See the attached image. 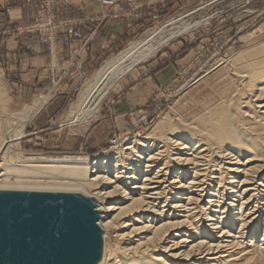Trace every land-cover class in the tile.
<instances>
[{
  "label": "bare ground",
  "instance_id": "1",
  "mask_svg": "<svg viewBox=\"0 0 264 264\" xmlns=\"http://www.w3.org/2000/svg\"><path fill=\"white\" fill-rule=\"evenodd\" d=\"M183 16L108 59L80 91L65 124L94 120L99 103L116 82L169 41L206 21L205 16L198 21ZM224 63L229 84L217 92L218 100L203 102L189 119L163 117L158 124L165 127L141 132L123 148L111 147L92 162L14 164L10 150L25 136L9 129L24 128L47 97L13 113L9 123L0 117V192L92 198L101 234L95 264H236L242 256L247 264H264V233L262 245L253 243L261 221L264 226V43ZM241 155L247 160L239 166ZM255 161L258 164L250 166ZM31 177L49 181L42 184ZM144 216L147 225L137 229L146 234L143 240L120 246L116 231L128 223L117 221L136 217L130 221L137 222ZM109 238L116 242L109 243ZM152 251L164 257L152 256Z\"/></svg>",
  "mask_w": 264,
  "mask_h": 264
},
{
  "label": "rangeland",
  "instance_id": "2",
  "mask_svg": "<svg viewBox=\"0 0 264 264\" xmlns=\"http://www.w3.org/2000/svg\"><path fill=\"white\" fill-rule=\"evenodd\" d=\"M20 1L25 7L23 17L17 22H10L6 11L12 5V0H0V117L9 123L13 113L40 101V97H47L49 100L38 109L36 115L47 108L52 119L46 126L47 131L41 133L33 129L36 115L24 128L9 129L12 134L25 136L10 150L12 154L15 153L14 164L24 161L92 162L103 152H110L111 147L123 148L136 140L135 137L141 132L148 134L156 127H165L158 124L163 117L170 115L174 119H189L200 110L203 102L218 100V93L229 84L225 59L248 52L258 43H264V0H149L145 6L142 5V0H112L114 5L96 17L78 20L80 25L89 23L93 27L87 39L81 43L65 45L57 40L68 26L59 7L60 0ZM96 1L101 3L108 0ZM204 6L205 10H198ZM195 10L198 11L184 17L189 11ZM182 16L185 21H198L205 16L206 21L169 41L153 57L116 82L99 103L94 120L85 125L65 124L70 120V109L77 102L80 91L108 59L130 43ZM109 21L122 24V29L116 28L117 34H112L114 38H110L107 44L101 43L91 59V37L96 36ZM73 30L71 29L79 36L80 32ZM34 47L42 48L46 66L43 86L28 91L15 73L13 66H17L19 60L18 56L13 57L12 54L17 52L28 55L33 52ZM62 49L67 50V53L62 54ZM171 71L173 76L170 80L153 87L149 99L143 105L132 104L138 95L137 91H133L135 86L145 87L143 82L148 78L154 79L156 74ZM67 139L74 141L75 150L63 153L59 149L67 143ZM241 156L238 159L239 166L247 160V155ZM257 164L255 161L250 166ZM14 179L15 175L12 174L8 181L14 182ZM32 179L42 184L49 181L42 178ZM112 202L116 203L118 200ZM132 218L117 221L120 225L128 223L127 227H119L116 231L120 246H134L146 235L137 229L147 225L148 216L137 218V222L130 221ZM263 230L261 221L254 245L262 243L259 240ZM171 240L168 239L167 242ZM108 242L116 241L109 238ZM150 254L158 258L164 257L158 251ZM244 258L239 257L236 264H247L243 261Z\"/></svg>",
  "mask_w": 264,
  "mask_h": 264
},
{
  "label": "water",
  "instance_id": "3",
  "mask_svg": "<svg viewBox=\"0 0 264 264\" xmlns=\"http://www.w3.org/2000/svg\"><path fill=\"white\" fill-rule=\"evenodd\" d=\"M94 206L77 194L0 192V264H95Z\"/></svg>",
  "mask_w": 264,
  "mask_h": 264
},
{
  "label": "crops",
  "instance_id": "4",
  "mask_svg": "<svg viewBox=\"0 0 264 264\" xmlns=\"http://www.w3.org/2000/svg\"><path fill=\"white\" fill-rule=\"evenodd\" d=\"M147 1L149 0H142V5L145 6V3ZM21 3L22 2L20 0H18V2H16V0H12V5L6 11L7 19L10 22H17L18 20L22 19L25 7H23ZM113 5L114 3L112 2V0L101 3L96 0H60L59 7L63 12L64 20H67L68 26L63 29V31L58 36V42L61 45H65L66 43L83 42L92 33L93 27L89 23L80 25L77 23L78 20L92 19L104 12L106 9L112 7ZM74 20L75 22H72ZM122 26V24L120 25L116 21H109L107 25H105L103 29L97 33L96 36L91 37L92 41L90 42L89 48L90 56L96 52V49L99 48V45L101 43L107 44L108 42H110L109 39L114 38V35L117 34L116 28L120 30V28L122 29ZM71 29H74L73 31H79V36H76L75 32H72ZM41 49V47H34L33 52L29 53L28 55H22V53L17 52L12 54L13 57L18 56L19 60V64L15 67L13 66L15 73L19 76L22 83L24 82L25 88L27 87L26 89L28 91H31L32 89L36 90L37 87L43 86L42 80L44 78L43 75L45 72L44 69L46 66V58L44 56V52ZM61 51L62 54L67 53V50L62 49ZM90 58L93 59V56H91ZM172 76V71L169 73L162 72L159 73V75L156 74L154 76V79L148 78L147 81H144L143 85H145V87L135 86L133 88V91H137L136 93L138 95L132 104H139V106L143 105L149 99L153 87L168 82ZM50 114L51 112L48 111L47 108H44L35 116L32 124L34 131H37L39 133L47 131L46 126L52 119V114ZM67 140V143L59 149L63 153H70L71 151L75 150L73 144L74 141L71 139Z\"/></svg>",
  "mask_w": 264,
  "mask_h": 264
}]
</instances>
